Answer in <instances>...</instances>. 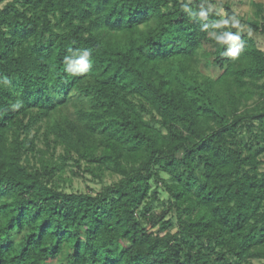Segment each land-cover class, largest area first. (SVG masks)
<instances>
[{
  "label": "trees",
  "instance_id": "1",
  "mask_svg": "<svg viewBox=\"0 0 264 264\" xmlns=\"http://www.w3.org/2000/svg\"><path fill=\"white\" fill-rule=\"evenodd\" d=\"M253 4L245 23L216 0L0 7V264H264V51L241 31L264 34ZM68 172L117 179L68 192Z\"/></svg>",
  "mask_w": 264,
  "mask_h": 264
},
{
  "label": "rangeland",
  "instance_id": "2",
  "mask_svg": "<svg viewBox=\"0 0 264 264\" xmlns=\"http://www.w3.org/2000/svg\"><path fill=\"white\" fill-rule=\"evenodd\" d=\"M11 0H6L3 3H0V7H3L6 3H8ZM183 2L186 3H191L194 0H181ZM217 3H227L230 5L231 9L234 11L236 17H237V22L239 23H245V21L247 19H255V13H256V9L254 7V1L255 2H263L264 0H216ZM214 8L218 9L220 11V13L222 14V16H224V11L219 7V5H215ZM243 28L241 29L242 33H250V35L253 37V39L255 40L258 48H260L262 51H264V34L258 33L255 34L251 31L248 30V28H246L245 24H243ZM203 51H205L206 53H211L214 48L213 45L210 42H205L203 44ZM213 57H205L203 59V61H201L200 64V69L202 71V73L212 76L213 78H217L220 75V70L218 68H216L215 66H207V63L210 62L212 60ZM148 118V117H147ZM74 171H77L76 168H74ZM67 176L70 178L71 183H68L65 186V190L68 192H75V191H79V192H85V191H93L94 193H97L103 186V184H111L113 181H115L117 179V176H112L110 174H108L105 178H104V182L100 183L97 181L92 180L91 176L88 174H82L80 172V174H73L68 172ZM155 186V184H153V187ZM160 202L155 203L153 205V208L155 210H160L163 208V206L166 204L168 197L166 195V193L162 190V188H160ZM170 217V216H168ZM177 230V223L174 220V228L173 231ZM258 263V262H256Z\"/></svg>",
  "mask_w": 264,
  "mask_h": 264
},
{
  "label": "clouds",
  "instance_id": "3",
  "mask_svg": "<svg viewBox=\"0 0 264 264\" xmlns=\"http://www.w3.org/2000/svg\"><path fill=\"white\" fill-rule=\"evenodd\" d=\"M239 39L238 36L234 35H228L227 36V41H237ZM240 49L239 48H231L228 52L229 55L231 56H236L239 53ZM74 55L79 56V59L70 61V71L71 72H83L87 71V69L90 67L89 61H88V56L89 53L87 51L84 52L82 56H80L78 53H74Z\"/></svg>",
  "mask_w": 264,
  "mask_h": 264
}]
</instances>
